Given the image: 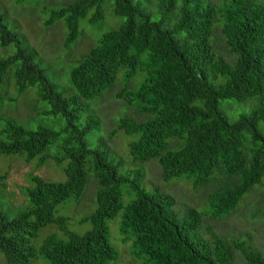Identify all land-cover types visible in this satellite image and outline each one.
<instances>
[{
    "label": "trees",
    "instance_id": "obj_1",
    "mask_svg": "<svg viewBox=\"0 0 264 264\" xmlns=\"http://www.w3.org/2000/svg\"><path fill=\"white\" fill-rule=\"evenodd\" d=\"M59 2L44 25L63 24L65 49L81 39L82 24L101 28L105 10L111 11L114 26L70 68L71 89L59 91L36 62L38 53L25 47V39L0 15V49L14 47L10 56L0 58V98L15 101L20 96V107L26 104L30 112L24 122L10 117L0 129V156H17L27 164L35 162L36 168L51 162L63 175V181L50 182L27 174L30 185L20 190V208L0 210L3 263L42 259L49 264H109L117 253L106 224L121 212V240L132 241L133 254L145 258L141 264H264V256L237 234L230 242L218 236L201 238L204 213L190 207L177 211L170 196L147 191L139 167L155 161L163 181L185 176L194 189L204 188L215 220L236 212L242 197L262 183L264 4ZM117 86L116 98L133 108L136 117L128 113L115 120L110 135L138 136L128 143L133 169L123 170L122 160L114 162L104 137V150L86 141L100 127L88 102L106 97ZM1 87L6 89L2 93ZM88 190L94 191L92 210L81 222L91 228L77 234L56 212L67 204L78 206ZM48 225L63 238L50 234L33 245Z\"/></svg>",
    "mask_w": 264,
    "mask_h": 264
},
{
    "label": "rangeland",
    "instance_id": "obj_2",
    "mask_svg": "<svg viewBox=\"0 0 264 264\" xmlns=\"http://www.w3.org/2000/svg\"><path fill=\"white\" fill-rule=\"evenodd\" d=\"M59 1L63 2L64 0H0V15L3 16V21L11 31L25 39L24 46L31 47L38 53L36 62L39 63L48 79L57 89L64 91V87L71 89L68 80L70 68L79 62L81 56L85 55L89 48L97 44L99 35L112 28L114 23L110 20L112 18L111 11L105 10V21L101 28L98 29V26L88 27L87 24H82L85 31L81 39L70 45L69 49H65L66 29L63 24L57 23L49 28L44 25L45 19L50 17L51 12L61 6ZM255 1L264 4V0ZM13 50L14 47L11 45L5 49H0V58L10 56ZM119 89L120 86L114 87L106 97H99L95 101L88 102L92 109L94 106V111L100 119V127L98 130L89 133L86 141L89 146L101 147L103 150L106 142L110 153L114 154L111 158L116 163L122 160V169L125 170V168L133 169L135 166L131 164L128 143L137 139L138 136L133 134L125 137L122 132H118L114 136L110 135V131L120 117H125L128 113H132L129 117L134 120L136 117L133 114V108H129L122 99L116 98ZM2 90L5 91L6 89L1 87V93ZM14 94L13 89L8 91L9 96ZM21 100L20 96L15 101L5 95L3 98L1 96L0 129L10 117L23 121L27 118L28 113L30 114L26 104L20 107ZM224 106L225 102H221L220 109L223 112H225ZM137 118L142 119L139 116ZM101 139L105 140L104 145L100 143ZM139 167L142 168L143 186L147 191L157 190L167 194L175 201L177 211L184 207H190L204 213L203 218L206 223L202 225V230L199 229L198 233L201 238L207 240V236H218L222 240L230 242L236 240L235 235L237 234L252 250L264 256V179L261 184L255 185L242 197L236 212L234 211L225 219L215 220L209 212V201L204 188L194 189L190 179L185 176L163 181L160 178V167L155 161ZM29 173L40 176L45 181H63L60 170L51 162L36 168L35 162L27 164L17 156H0V176L6 174L3 179L0 178V210L6 211V208H9L12 212H16L20 208L22 204L20 190L22 187L30 185L26 176ZM92 194L94 191L88 190L76 207L70 206V204L58 207L56 217H66L68 228L74 233L83 234L91 228L89 222H81V219L92 210ZM127 202L128 198L123 196V204L126 205ZM120 214L121 212L106 224L109 243L117 253V259L109 264H141L145 258H138L133 254L132 241L123 243L121 240L119 232ZM50 234L63 238L62 233L57 231L54 225H48L39 232L36 239L32 240V244L39 246L43 239ZM0 264H4L1 256ZM31 264L49 263L37 259Z\"/></svg>",
    "mask_w": 264,
    "mask_h": 264
}]
</instances>
